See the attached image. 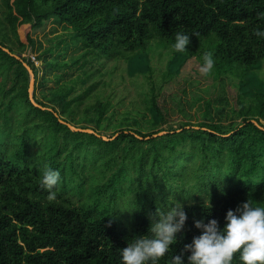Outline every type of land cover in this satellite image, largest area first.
<instances>
[{
    "label": "trees",
    "instance_id": "16d2710c",
    "mask_svg": "<svg viewBox=\"0 0 264 264\" xmlns=\"http://www.w3.org/2000/svg\"><path fill=\"white\" fill-rule=\"evenodd\" d=\"M261 14L264 0H0V264H121L120 249L148 234L157 206L178 200L188 217L183 234L158 261L170 264L200 234L194 220L215 218L223 226L227 210L240 202L264 204V38L253 35L264 29ZM49 18L67 26L84 52L81 73L41 99L30 53L41 49L42 39L31 31ZM177 31L190 35L185 52L172 49ZM52 51L47 46L35 57L45 70L67 62L49 59ZM156 52L167 67L157 79L150 65ZM206 52L215 60L207 73L235 78L231 111L240 121L223 124L226 107L213 117L206 99L202 115L210 120H181L166 129L162 82L191 57L203 64ZM101 57L125 61L131 76L143 74L141 106L132 100V108L120 111L103 93L99 67L85 68ZM24 62L34 73L33 97L41 107L29 99ZM45 165L60 173L52 201L40 186ZM232 264H241L238 253Z\"/></svg>",
    "mask_w": 264,
    "mask_h": 264
},
{
    "label": "rangeland",
    "instance_id": "374dc122",
    "mask_svg": "<svg viewBox=\"0 0 264 264\" xmlns=\"http://www.w3.org/2000/svg\"><path fill=\"white\" fill-rule=\"evenodd\" d=\"M31 34L42 39L41 49L30 53L31 58V55L36 57L45 47L53 46V51L48 54V58L68 62L61 68L48 67L45 70L41 67L42 59L35 58L34 63L38 66L37 82L42 80V83L36 88V94L39 98L45 99V96L50 95V89L58 82L81 73L80 64L83 58L80 55L84 52V48L80 42L70 36L68 27L54 18L46 19L41 26L34 27ZM60 38H64L65 42H61L59 46L55 47L56 41ZM76 58L79 60L75 61ZM91 59L92 61H88L85 68L89 70L92 67L95 69L99 67L100 71L97 69L95 73L98 74L97 78L101 81L103 93L110 94L114 97V101H118V110L132 108V100L138 106H141L139 89L141 82L145 80L143 74L129 75L126 70V62L123 60L116 64L113 59L98 58L102 63H98L96 58ZM150 65L152 68L151 74L157 79L162 71L167 68L166 57L164 54L160 55L156 52L150 57ZM201 67L202 64L195 57H191L182 64L172 78L162 82L163 87L158 92V98L159 103L167 107V121L163 125L166 129L177 126L181 120H190L194 123L204 119L210 120V116L205 117L202 115L203 103L206 99L212 100L211 114L213 117L217 118L214 112H217L218 108L226 107L223 113L220 114L223 124H227L230 118H234L236 122L240 121L236 113L231 111L236 106L237 88L234 83L235 78L229 74H222L220 77L214 78L211 73L203 72ZM260 71V74L264 77V63ZM101 72H103L102 75H100ZM55 74H57L56 77ZM9 84L10 80L7 79L6 87ZM173 95L180 97L178 104L172 100ZM262 121L264 122V120ZM86 124L91 127L94 122L91 120L87 121ZM101 131L105 135L111 132L108 127L102 128Z\"/></svg>",
    "mask_w": 264,
    "mask_h": 264
},
{
    "label": "clouds",
    "instance_id": "9594fccd",
    "mask_svg": "<svg viewBox=\"0 0 264 264\" xmlns=\"http://www.w3.org/2000/svg\"><path fill=\"white\" fill-rule=\"evenodd\" d=\"M253 35L264 38V29H254ZM189 43L190 35L177 31L172 49L185 52ZM214 64L213 54L204 53L201 70L210 72ZM59 182V171L45 165L40 186L47 190L49 201L56 199L55 188ZM203 207L209 208V202ZM155 216L157 219L150 224L148 234L133 236L127 246L120 249L121 264H158L177 242V234H183L188 217L180 201L164 208L158 205ZM204 221L203 217L194 220L200 234L185 243L178 254H173L170 264H232L237 253L241 264H264V204L248 198L235 209L227 210L223 226L215 218Z\"/></svg>",
    "mask_w": 264,
    "mask_h": 264
},
{
    "label": "water",
    "instance_id": "95a60500",
    "mask_svg": "<svg viewBox=\"0 0 264 264\" xmlns=\"http://www.w3.org/2000/svg\"><path fill=\"white\" fill-rule=\"evenodd\" d=\"M3 48H4L6 51H9L8 48H6V47H3ZM11 54L14 55L15 57L21 59L19 55L15 54V53H12V52H11ZM24 65L26 66V68H27L28 71H29V86H28L29 99H30V101H31L34 105H36V106H40V107H41V105H40L38 102H36L35 99H34V97H33V88H34V83H35L34 73H33L32 69H31V67H30L26 62H24ZM61 121L64 122V120H61ZM254 122L257 123L256 121H254ZM66 123H67V125H68L71 129H73V130H81V131H87V132H95V131H94L93 129H91V128H82V127L74 126L73 124H71V123H69V122H66ZM164 132H166V131H165V130H164V131H159V132L156 133V134L159 135V134H162V133H164ZM95 133H96V132H95ZM156 134H154V135H156ZM101 136H102L104 139H108V137L105 136V135H101Z\"/></svg>",
    "mask_w": 264,
    "mask_h": 264
},
{
    "label": "built area",
    "instance_id": "2783aa9c",
    "mask_svg": "<svg viewBox=\"0 0 264 264\" xmlns=\"http://www.w3.org/2000/svg\"><path fill=\"white\" fill-rule=\"evenodd\" d=\"M31 56H32V59H33V60H35V57H34V55H31Z\"/></svg>",
    "mask_w": 264,
    "mask_h": 264
}]
</instances>
